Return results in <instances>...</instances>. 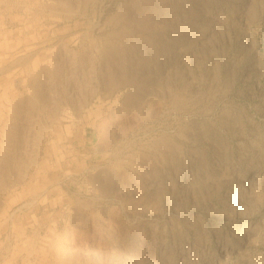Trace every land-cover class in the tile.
<instances>
[{
  "label": "rangeland",
  "instance_id": "1",
  "mask_svg": "<svg viewBox=\"0 0 264 264\" xmlns=\"http://www.w3.org/2000/svg\"><path fill=\"white\" fill-rule=\"evenodd\" d=\"M1 94L0 264H264V0H0Z\"/></svg>",
  "mask_w": 264,
  "mask_h": 264
},
{
  "label": "crops",
  "instance_id": "2",
  "mask_svg": "<svg viewBox=\"0 0 264 264\" xmlns=\"http://www.w3.org/2000/svg\"><path fill=\"white\" fill-rule=\"evenodd\" d=\"M5 114H15V110L14 108L9 111L7 110L6 97H4L3 94H1L0 119L3 118ZM2 135L3 134L0 133V167L6 166V161L8 157L7 151L11 150L7 145L6 135H5V139L2 138ZM61 143H64V141L57 143L52 141L50 148L48 147L44 148V150H49V152L46 153L47 157L45 159V162L50 165V169L46 168V170H42L40 169V166H38L34 170V172L33 170L30 172V175L27 176L25 181L22 183L23 185L21 184L16 188L14 187V190L10 192L12 198L10 200L9 205L12 204L14 207L16 206V204H19L20 206L25 203L26 204L30 203L31 205H29V207L25 206V210L15 215L13 219L10 218L8 222L5 221L6 224L5 222H0V232L4 231V229H6V231H13L16 234L15 237H17V234L20 235L21 236L20 242L24 243L25 241L31 240L29 239L27 232H31L35 234L36 232H40L44 229H47L46 221H44L43 219L41 220V217H39V214L42 213L41 211L38 212V208H40V204H38L37 200L43 201L45 198L48 199L50 195H52V192L56 189L55 188L56 184L54 185V182L55 181L57 182L56 179H58L59 176L61 175L59 171L61 172V169L63 170V162L61 161H64L68 156L67 154L68 150L64 148L62 145H59ZM15 149L16 148H14L13 150ZM54 167H56V169H54ZM39 189L42 190L40 191ZM6 198H7V192L6 190H3V192H0V205L3 204L4 210H2L0 214L6 213V205H7ZM31 202L34 204H32ZM1 228L3 229L1 230ZM23 238H26V240L24 241Z\"/></svg>",
  "mask_w": 264,
  "mask_h": 264
},
{
  "label": "bare ground",
  "instance_id": "3",
  "mask_svg": "<svg viewBox=\"0 0 264 264\" xmlns=\"http://www.w3.org/2000/svg\"><path fill=\"white\" fill-rule=\"evenodd\" d=\"M6 89V88H5ZM20 210V209H19Z\"/></svg>",
  "mask_w": 264,
  "mask_h": 264
}]
</instances>
